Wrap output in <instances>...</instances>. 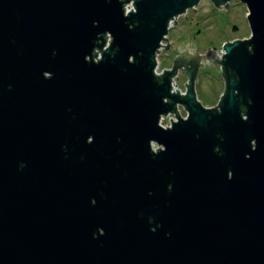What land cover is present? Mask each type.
<instances>
[{
  "label": "water",
  "instance_id": "obj_1",
  "mask_svg": "<svg viewBox=\"0 0 264 264\" xmlns=\"http://www.w3.org/2000/svg\"><path fill=\"white\" fill-rule=\"evenodd\" d=\"M200 1L0 0V264H264V0L215 108L156 74Z\"/></svg>",
  "mask_w": 264,
  "mask_h": 264
},
{
  "label": "rangeland",
  "instance_id": "obj_2",
  "mask_svg": "<svg viewBox=\"0 0 264 264\" xmlns=\"http://www.w3.org/2000/svg\"><path fill=\"white\" fill-rule=\"evenodd\" d=\"M230 11L218 8L213 0H201L195 10L190 9L186 14L178 17L177 24L172 23V29L168 35L171 50L166 51V46L158 55L160 71L172 69L174 58L182 43H192V49L199 48L200 52L213 50L222 59L225 53L224 45L245 40L252 37V31L248 22L249 10L240 0H232ZM134 8V2L128 4ZM225 7V6H223ZM168 40L165 45H168ZM210 62V61H209ZM207 63V62H206ZM205 67L199 77L198 98L206 108H215L219 105L226 89V81L222 66ZM179 75V74H178ZM176 76V84L179 89L185 91L187 77ZM155 150L159 148L153 144Z\"/></svg>",
  "mask_w": 264,
  "mask_h": 264
},
{
  "label": "flooded vegetation",
  "instance_id": "obj_3",
  "mask_svg": "<svg viewBox=\"0 0 264 264\" xmlns=\"http://www.w3.org/2000/svg\"><path fill=\"white\" fill-rule=\"evenodd\" d=\"M194 10V9H192ZM192 43L189 42V44L187 46L183 45L180 49H178V54L175 56L174 58V64H175V60L177 57L182 56V60H181V67H179V75L181 74L187 77V83L190 81V77H189V72L192 71V73H195V87H196V91L198 92V86H199V77L200 74L202 73L203 70H205V65L206 62H208L209 65V61L208 59H205L204 57L207 56V54L209 52H200L199 48H194L192 49ZM171 47L170 45L166 47V51H170ZM181 50L183 51V53H181ZM211 51V50H210ZM215 57H213L212 59H214ZM173 64V66H174ZM172 66V67H173ZM186 83V85H187Z\"/></svg>",
  "mask_w": 264,
  "mask_h": 264
},
{
  "label": "built area",
  "instance_id": "obj_4",
  "mask_svg": "<svg viewBox=\"0 0 264 264\" xmlns=\"http://www.w3.org/2000/svg\"><path fill=\"white\" fill-rule=\"evenodd\" d=\"M132 2H134V1H132ZM132 2H131V3H132ZM129 4H130V3H129ZM131 10L134 11V10H135V7H134V8H129V7H128V4H127V5H126V11H127V14H128ZM172 23H174V21H173ZM172 23H171V25H172ZM172 26H173V25H172ZM163 45H165V42L163 43ZM164 47H165V46H162L161 50H163ZM166 70H168V69H164L163 71H160L159 60H158V66H157V69H156V74L159 75V76H161V75H163V74L165 73ZM173 81H174V83H173V90H174V92H175V93H178V91H180V94H181V95H186L187 92H188L187 85H186V90L183 91V90H181V89L178 88V86H177V84H176V77L174 78ZM178 111H179V115H180L181 117H183V118H187V117H188V112H187V110L185 109L184 106L179 105V106H178ZM171 119L173 120V122H178V121H179L178 118H177V116H176V113H171V114H169V115L162 116L161 121H160L161 126H163V127L166 128V129H168V127L171 128V127H172V121H171Z\"/></svg>",
  "mask_w": 264,
  "mask_h": 264
}]
</instances>
